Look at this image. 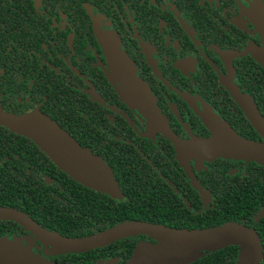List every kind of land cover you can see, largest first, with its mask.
<instances>
[{"label":"flooded vegetation","instance_id":"flooded-vegetation-1","mask_svg":"<svg viewBox=\"0 0 264 264\" xmlns=\"http://www.w3.org/2000/svg\"><path fill=\"white\" fill-rule=\"evenodd\" d=\"M108 39L149 88L163 118L160 124L127 103L111 84L113 72L103 46ZM0 52L13 53V96H0V109L15 116L38 112L54 121L104 160L121 192L113 169L120 174L131 166L143 180L154 182L156 207L148 211L154 223L189 221V215H203L213 207L215 194H231L220 181L211 187L207 173L242 187L246 171L262 166L233 159L181 161L163 129L182 141L208 138L201 119L205 112L239 137L264 143V65L255 58L261 53L264 59V0H0ZM24 193L35 205L38 198L59 205L63 216L70 210L91 212L96 222L99 192L59 170L30 139L0 126V211L19 212L13 203L21 202ZM226 205L220 208L229 214ZM41 210L42 221L18 214L66 239L108 230L66 236L48 220L52 212ZM263 216L261 209L251 227L239 225L262 234ZM259 237L262 245L264 236ZM129 238L156 243L145 234ZM98 248L77 253L56 249L12 217L0 218V264H13L19 249L44 264H56L60 256ZM226 257L216 264H227Z\"/></svg>","mask_w":264,"mask_h":264},{"label":"water","instance_id":"water-1","mask_svg":"<svg viewBox=\"0 0 264 264\" xmlns=\"http://www.w3.org/2000/svg\"><path fill=\"white\" fill-rule=\"evenodd\" d=\"M103 46L113 72L111 84L117 93L130 105L138 108L153 123L160 124L155 100L135 73L132 64L111 39L103 40ZM246 52H250L247 50ZM258 53V52H257ZM255 57L264 65V59ZM232 96H241L230 90ZM250 115H253L249 111ZM201 119L210 132L208 138L191 137L180 140L167 128L163 134L172 143L181 161L195 159L197 162L215 159L254 161L264 166V143L239 137L226 123L213 114L206 113ZM260 129V122L258 123ZM0 126L30 139L53 164L79 184L113 199H122L113 172L104 160L82 148L69 134L54 121L38 112L15 116L0 109ZM10 216L28 229L34 230L39 238L56 249L80 252L100 247L111 241L145 234L156 243L140 242L125 264H188L200 257V253L214 251L225 246L240 248L237 264H260L261 246L255 233L241 225L227 224L222 227L201 231L173 230L145 223H124L98 234L81 238L66 239L49 235L38 228L24 215L0 211V218ZM13 264H44L19 249Z\"/></svg>","mask_w":264,"mask_h":264},{"label":"trees","instance_id":"trees-1","mask_svg":"<svg viewBox=\"0 0 264 264\" xmlns=\"http://www.w3.org/2000/svg\"><path fill=\"white\" fill-rule=\"evenodd\" d=\"M0 55V62L4 70V73L0 75V96H13V53L0 52ZM3 102L2 100V103ZM217 160L223 161V159H216V161ZM133 166L135 167V164H133ZM130 168L131 166L121 168L122 173L120 174L113 169L115 178L118 179L120 188L125 197L123 201L119 202L104 194L96 193L99 207L97 209V215L95 216L96 222L93 223L91 212L70 210L67 215L63 216L58 213L59 205L52 207L51 204L40 198L37 199V204L35 205L33 202L34 198H31L30 195L25 193L19 195L22 201L13 203V206L17 208L19 212L25 215L30 214L38 221H42L43 219L42 216L44 211L41 210V208L44 207V210L52 212L48 220L56 222V227L60 228V231H62L64 235L78 238L124 223L136 222L162 226L173 230L187 231L214 229L220 227L221 224H243L251 227L253 216L257 211L264 209V166L257 167L255 171L250 169L247 170L246 176L240 178L242 187L234 186L231 182L226 180L228 177H223L221 180V178L213 172L206 174V177L209 178L211 187L215 186L220 181L222 183L221 188L230 191V195L227 193L225 195L215 194L217 200L212 203L213 207L211 206L209 211L203 215H189V221L180 222L177 221V218H168L169 222L162 220L160 224H157L153 222L154 219L148 213L149 210L156 207L153 189L156 185L149 180H143L138 171H134ZM253 175H255V178H252ZM15 187L19 189L28 188V186L23 184H16ZM225 203H227L226 210L229 214H225L221 211V208L225 209ZM56 215L57 217H55ZM259 222L264 223V216ZM261 227L264 228V224H262ZM253 232L255 233V231ZM255 235L258 240H260L259 236H264V233H258L259 236L255 233ZM137 242L138 238H129V236H126L100 246V248L97 249L98 252L92 250L80 255L70 253L71 255L66 254V256H60L58 260H56V264H99L98 261L100 259L102 260L106 257L115 258L118 256L121 257V264H125L132 256L138 243H140ZM262 242L263 244L260 245L262 255L260 264H264V240ZM107 248L112 249L109 250V252H101ZM205 252L207 255H204ZM205 252L200 253V257L188 264H216L217 262H221L220 259L222 256L225 257L226 255H229V257H226L228 258L226 261L227 264H237V258H239V248L236 245H229L221 249Z\"/></svg>","mask_w":264,"mask_h":264},{"label":"rangeland","instance_id":"rangeland-1","mask_svg":"<svg viewBox=\"0 0 264 264\" xmlns=\"http://www.w3.org/2000/svg\"><path fill=\"white\" fill-rule=\"evenodd\" d=\"M201 111H202V110H201ZM204 114H206V113H205V112H202L201 116L204 115ZM151 244H155V243H151ZM107 264H114V263H112V262L110 263V262H109V263H107Z\"/></svg>","mask_w":264,"mask_h":264},{"label":"bare ground","instance_id":"bare-ground-1","mask_svg":"<svg viewBox=\"0 0 264 264\" xmlns=\"http://www.w3.org/2000/svg\"><path fill=\"white\" fill-rule=\"evenodd\" d=\"M7 217H9V216H7Z\"/></svg>","mask_w":264,"mask_h":264}]
</instances>
